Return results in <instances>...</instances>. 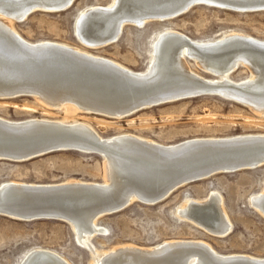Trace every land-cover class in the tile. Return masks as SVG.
<instances>
[{
    "label": "bare ground",
    "instance_id": "1",
    "mask_svg": "<svg viewBox=\"0 0 264 264\" xmlns=\"http://www.w3.org/2000/svg\"><path fill=\"white\" fill-rule=\"evenodd\" d=\"M73 2L0 0V98L31 95L49 108H64L67 115L79 110L120 119L160 104L217 94L264 116V40L236 31L194 40L164 28L152 42L146 68L134 71L75 45L25 40L13 27V22L23 21L32 12L63 11ZM196 5L256 12L264 9V0H110L79 10L73 33L84 48H100L117 41L126 25L140 28L170 20ZM189 61L220 77L198 75ZM240 66L248 69L249 76L230 80L227 75ZM63 149L100 154L104 181L2 182L0 215L65 221L76 241L89 248L88 237L104 231L95 223L98 217L120 211L133 201H163L192 179L264 164L262 133L195 137L164 145L127 132L104 138L82 121L0 117L1 160L26 161ZM250 203L264 217V190L252 195ZM176 211L212 236L230 231L222 197L216 191L201 200L188 198ZM93 250L91 264H264V257L222 254L200 239H168L148 247L126 243L100 254ZM19 264L70 263L56 252L35 248Z\"/></svg>",
    "mask_w": 264,
    "mask_h": 264
},
{
    "label": "rangeland",
    "instance_id": "2",
    "mask_svg": "<svg viewBox=\"0 0 264 264\" xmlns=\"http://www.w3.org/2000/svg\"><path fill=\"white\" fill-rule=\"evenodd\" d=\"M109 2L74 0L63 11L32 12L23 21L13 22V27L25 40H50L75 45L134 71L146 68L152 42L164 28L175 29L194 40L217 38L229 31L264 40V10L234 12L196 5L170 20L149 22L140 28L126 25L117 41L100 48H84L73 33L79 10ZM189 65L200 76L220 77L201 70L194 61H189ZM248 76L249 71L245 66L227 75L233 81ZM249 108L217 94H204L142 109L115 119L79 110L73 116L67 115L64 108H49L31 95L0 98V117L5 119L16 121L43 117L65 123L82 121L91 125L104 138L127 132L164 145L195 137L264 134V116ZM103 162L100 154L73 149L57 150L20 162L0 159V184L6 181L54 184L71 179L103 182ZM263 190L264 164L252 169L212 174L179 187L158 203L133 201L120 211L98 217L95 223L104 231L88 237L91 248L85 242L76 241L73 230L65 221L49 218L18 220L0 215V264H19L25 254L35 248L56 252L70 264H91L93 249L100 254L126 243L148 247L168 239H200L222 254L244 253L264 257V217L250 203V197ZM211 191L221 195L231 223L230 231L221 237L206 233L176 213L186 199L201 200Z\"/></svg>",
    "mask_w": 264,
    "mask_h": 264
},
{
    "label": "water",
    "instance_id": "3",
    "mask_svg": "<svg viewBox=\"0 0 264 264\" xmlns=\"http://www.w3.org/2000/svg\"><path fill=\"white\" fill-rule=\"evenodd\" d=\"M255 10H256V11H257V10L261 11V10H264V9H261V10H260V9H255ZM253 11H254V10H253ZM194 149H196V148H195V147H194V148H191L190 151H191V150H194ZM209 176H210V175H209ZM206 177H208V176H206ZM206 177H204V178H206ZM204 178H202V179H204ZM199 180H201V178H200ZM194 181H197V180H196V179H192V180H189L188 183H190V182H194Z\"/></svg>",
    "mask_w": 264,
    "mask_h": 264
}]
</instances>
